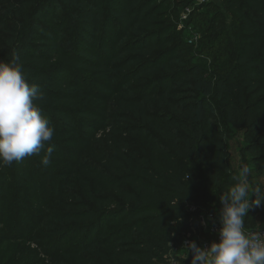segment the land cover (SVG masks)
Wrapping results in <instances>:
<instances>
[{
  "label": "trees",
  "instance_id": "1",
  "mask_svg": "<svg viewBox=\"0 0 264 264\" xmlns=\"http://www.w3.org/2000/svg\"><path fill=\"white\" fill-rule=\"evenodd\" d=\"M192 2L0 0L8 61L39 87L55 129L39 155L0 166V213L14 207L31 233L48 230L47 264H167L197 228L189 207L220 211L235 183L230 132L264 154V0L190 9L188 41L177 27ZM68 33L72 46L62 43ZM70 143L81 147L73 160ZM41 169L53 170L56 201H33L31 215L21 192L42 189ZM258 210L264 219L254 204L246 231Z\"/></svg>",
  "mask_w": 264,
  "mask_h": 264
},
{
  "label": "clouds",
  "instance_id": "2",
  "mask_svg": "<svg viewBox=\"0 0 264 264\" xmlns=\"http://www.w3.org/2000/svg\"><path fill=\"white\" fill-rule=\"evenodd\" d=\"M42 94L36 84L25 78L22 63L0 61V166L11 165L26 156L39 155L45 144L53 139L55 129L41 114L37 101ZM53 149L48 147L41 163H50ZM248 169H241V180L228 186L220 195L222 209L218 242L200 247L187 242L192 252L191 264H264V233L245 231V217L250 209V198L257 206H264V188L250 189Z\"/></svg>",
  "mask_w": 264,
  "mask_h": 264
},
{
  "label": "rangeland",
  "instance_id": "3",
  "mask_svg": "<svg viewBox=\"0 0 264 264\" xmlns=\"http://www.w3.org/2000/svg\"><path fill=\"white\" fill-rule=\"evenodd\" d=\"M194 7H196L195 1L192 2L191 6H187L186 10L182 11L179 17L178 27L177 31L183 33V36L185 40H192L191 34L193 33L192 26L187 27L188 19L184 20L183 18L187 15H189V10H194ZM61 18L63 20H66L67 23L70 25L71 18L67 14H62ZM11 24H8L7 27H10ZM4 27H0V61L2 62H9L8 61V50H6V41L8 40V36L4 34ZM74 36L72 34H67L65 37V40L62 41L63 44H66L68 46H72V42L70 40H73ZM195 41V39H194ZM75 44V43H74ZM80 76H84L83 73H78ZM84 79L89 81V83H92V85L95 84V81H97L94 77L90 76H84ZM101 134L98 133L97 136H100ZM228 144H229V150L231 153V159L230 162L232 164L233 170L236 172L237 177H239L241 180L244 179V177L240 176L241 169L247 168L248 169V175H247V182L249 183L250 189H253V184L255 182L260 183L262 187L264 186V154L262 153H256V152H250L248 151L247 144L244 140L243 134L240 132H237L235 130H232L230 132V135L227 138ZM67 148L70 150L67 153L68 157H72V160L76 158L77 154L81 151L80 146H75V144H69L67 145ZM42 168H45L42 166ZM41 176L39 177V181L42 184L41 190L33 189L32 187H25L23 188L22 193V201H30L29 205L33 203V201H56V199L53 198V190L50 181H54L53 179V170L50 169H41L40 171ZM49 179V180H48ZM224 180V179H223ZM12 195L11 201L16 203L17 201V195L18 190L14 187H10ZM52 194L51 199L49 198ZM42 197L43 199H39ZM39 199V200H38ZM62 199L66 201V196H62ZM253 197L250 198V209L253 208L254 203H252ZM60 201V200H57ZM264 204V201H263ZM33 205L29 207V214H33ZM261 207V206H260ZM263 207V206H262ZM11 209V214L3 215V213H0V235H3L5 239H8L9 242H1L0 243V261L5 259V262L9 261L11 264H33L34 261L38 262L40 259L43 260L45 264L49 261L45 256L42 254V250L40 245L45 243V238L50 236L48 235V230L39 231L31 233L30 228H32L33 224H27V221L24 219H21L18 215L19 212L16 208L9 207ZM207 209H204L206 211H211L209 209H213L219 214V208L216 203H213L209 205V207H206ZM249 209V210H250ZM260 210V209H259ZM259 210L256 212V222L255 225H253L252 229H263L264 228V219L259 220ZM31 211V212H30ZM261 211V210H260ZM20 218V219H19ZM19 219L21 221V227L20 229H17L15 227L16 220ZM26 221V222H25ZM32 221H35V218H32ZM25 224V228L24 225ZM250 229V228H248ZM33 230V229H32ZM45 237V238H44ZM200 235L187 237L186 241H195L198 246H200L201 242H199ZM198 240V241H197ZM1 241V240H0ZM189 249L187 247L182 248L179 251H174L172 258L176 261L178 264H184V261L188 258L189 255Z\"/></svg>",
  "mask_w": 264,
  "mask_h": 264
},
{
  "label": "built area",
  "instance_id": "4",
  "mask_svg": "<svg viewBox=\"0 0 264 264\" xmlns=\"http://www.w3.org/2000/svg\"><path fill=\"white\" fill-rule=\"evenodd\" d=\"M196 6L202 7L214 0H194ZM191 11L189 10V15ZM185 16L183 19L186 20L188 16ZM192 44V42H190ZM189 210L192 212H197L198 213V218H197V228L193 230V236L200 235L199 242H201L200 247H208L211 242L216 241L218 242L219 236V229H220V224L218 221V215L215 211H206V210H197V208L194 207H189ZM246 231V230H245ZM247 232L250 233H264V229H254V230H249ZM188 237H191L189 235ZM198 241V240H197ZM187 241L184 243V247H187ZM173 253L170 254L169 260L167 264H178L176 263L175 260L172 258Z\"/></svg>",
  "mask_w": 264,
  "mask_h": 264
},
{
  "label": "water",
  "instance_id": "5",
  "mask_svg": "<svg viewBox=\"0 0 264 264\" xmlns=\"http://www.w3.org/2000/svg\"><path fill=\"white\" fill-rule=\"evenodd\" d=\"M192 255H193L192 252L189 251L188 258L184 261V264H191Z\"/></svg>",
  "mask_w": 264,
  "mask_h": 264
}]
</instances>
